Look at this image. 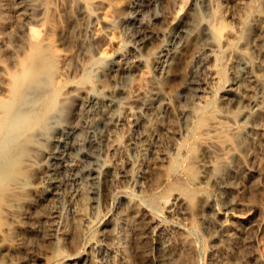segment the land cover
Returning <instances> with one entry per match:
<instances>
[{
	"label": "rangeland",
	"instance_id": "rangeland-1",
	"mask_svg": "<svg viewBox=\"0 0 264 264\" xmlns=\"http://www.w3.org/2000/svg\"><path fill=\"white\" fill-rule=\"evenodd\" d=\"M81 1L83 0H39L37 6L27 9L24 0H0V109L7 107L4 104L11 101L13 92L29 77L25 68L35 60L39 67L36 74L42 75L48 88L58 89L55 90L56 109L51 113L52 119H49L52 123H42L39 128L44 133L49 126V129L54 127V119H57L59 113L69 117L71 123L80 122L83 128L84 121L94 112L89 107L81 111L80 101H77L71 111L67 109L73 102V96L66 100L69 89L57 87L60 70L57 50L64 49L71 54V65H74L83 51L92 52L98 45L99 40H94V33L99 29H107L113 40L114 53L137 51L149 77L135 74L124 82L116 79L111 65V60L116 56L108 54L98 58L90 67L86 76L90 77L87 78L88 85L84 83L80 86L84 90L90 88L96 95L109 96L122 82L126 90L122 89L127 92L124 93L126 97L120 95L119 101L126 107L121 106L122 111L129 107L131 110L136 109L134 111L139 109L142 115L144 112L143 116H148L147 110L140 109V101L146 95L139 92V87L143 82L148 83L147 77L159 78L161 69L158 62L165 59V51L160 49L169 48L176 43L173 39L176 21L184 22L193 11L203 14L206 3L205 0H113L109 11L98 5L94 8L93 16H90L79 12ZM206 1L212 5L218 1L227 15L237 17L240 14V7L235 3L229 4L228 0ZM255 1L262 5L264 2ZM30 26L38 31L37 39H31L26 29L24 30V27ZM85 27L89 29L87 33L83 31ZM46 36L49 40L44 39ZM203 47L206 50L209 45L204 44ZM210 47L213 49L214 46ZM214 49L220 54L221 61L224 62L222 65L226 67L225 64L232 59L227 56L226 51L223 52L225 48L218 45ZM220 51L226 55L223 57ZM254 60L263 62L264 57L255 54ZM236 68L239 67L235 65V70ZM191 70L196 81L198 80L192 89L201 88L197 83L207 80L206 72L195 62L192 63ZM101 84L105 86L101 87ZM220 85L210 83L208 90H217ZM196 89L193 90L196 94H192L191 98L195 104L204 103L205 99H211L212 93L216 92L214 90L209 94L208 91L201 97L202 94L199 95ZM77 95H80L81 101L85 97L82 92ZM184 95V90L178 92L173 114L164 111L161 113L162 121L166 124L169 122L171 127L149 140L150 150L142 157L145 165L159 161L161 168L155 178L158 180L157 184L150 186L145 183L144 178L150 174L146 168L142 167L135 172V164L139 159L137 144L143 139L138 116L131 117L130 120H112L101 125L91 134L98 145L88 149L89 157L79 165L77 184L72 183L61 190L59 203H56L57 211L54 213L56 219H61L59 227H54L51 232L53 235L46 238L40 232L44 228L40 216L49 206L38 200L35 192L31 193L34 189L32 172L24 165L25 157L31 149L41 148L44 144L37 142L36 137H23L21 144L11 152L12 155L20 152L21 158L7 169L5 167L6 171L10 169L7 172L9 178L4 183L0 182V264H157L156 258L161 251L172 256L171 264H186L184 258H189L192 264H222L224 260L230 264H264V118L258 123L261 138L255 146V160L246 165L247 174L243 180L228 184L226 178H221L217 181L203 180L193 185L194 199L198 201L194 200L193 207L200 205L202 199H205L213 205L214 211L221 213L218 217L209 210L204 218L205 226H200L199 222L174 207L169 195V188L175 181L187 183L183 167L166 177V160L161 157L162 151H165L171 157L178 155L175 162L182 161L179 166L186 163L184 155L183 158L180 156L183 153L177 151L179 154H175L173 146L189 140L188 126H184L186 119L181 112L188 107ZM122 111L121 115L124 113ZM170 142L172 144L169 146ZM92 170L96 171L92 174H96L95 177L90 176ZM164 177L166 181L162 180ZM11 180L18 181L23 190H12ZM91 182L95 184V191L93 199L88 202L82 196H91L87 193ZM26 197L33 199L32 204L23 203L22 200ZM130 199L136 201L141 219L122 226L117 215ZM149 199L157 201L156 207L147 203ZM68 200L73 202V206H65ZM17 207L26 214L15 212ZM13 211L18 218L16 223L12 219ZM81 214L92 220L85 231L80 229ZM152 217L155 221L148 228L147 221ZM222 225L228 226L230 232L226 233ZM111 229L119 235L116 243L111 242L106 235ZM177 231L186 234L191 240L187 253H182L178 247L174 235Z\"/></svg>",
	"mask_w": 264,
	"mask_h": 264
},
{
	"label": "bare ground",
	"instance_id": "bare-ground-1",
	"mask_svg": "<svg viewBox=\"0 0 264 264\" xmlns=\"http://www.w3.org/2000/svg\"><path fill=\"white\" fill-rule=\"evenodd\" d=\"M228 1L229 4L235 3L240 7V14L237 17L227 15L222 6L217 3L218 1L212 5L205 0L203 14L193 11L188 14V19L184 22L176 21V29L173 35L176 43L170 45L169 48L160 49L165 51V53L163 52L165 59L158 62L161 69L159 78H148V71L144 69V63L139 59L137 51L114 53L113 40L107 29H99L94 33V40H99L98 45L92 52L83 51L82 56L75 60L74 65H71V54L64 49L57 50L59 52L56 54L60 61L57 87L69 89L66 92L68 96L66 100L73 96L71 98L73 102L71 106L69 104L70 108L67 109L71 111L77 101H80L79 108L81 111H84L85 107L93 108V115L84 121L85 127L83 128L80 126V122L71 123L69 117L59 113V116L53 114L58 116V121L56 118L54 119L56 123L53 128L49 129V126V131L46 128V133L39 129L42 123L47 124L52 119L51 113L55 112L53 110L55 99H57L55 94L57 93H55V88L52 90V87H47L48 84L43 82L42 75L36 74L39 67L35 60L26 66L25 69L29 77L24 82L22 81L19 86L17 84L18 87L16 86L17 89H14L13 98L4 104L7 107L0 109V182L2 183L9 178L7 172H10V169L6 171L7 167L21 158V156L19 157L20 152L16 151L19 153H17L18 155H12L11 152L13 149H17L23 137H36L37 142L45 145L41 148H32L24 161L25 167L31 169V177L34 181V189L31 193L35 192L36 198L49 206L40 216L44 226L40 231L43 237L52 236L51 232L54 227L58 229L61 219H56L54 213L57 211L56 203H59L61 190L72 183L77 184L79 165L85 158L89 157L87 156L88 149L96 148L98 145V142L94 140L96 138L92 137L91 134L95 128L101 125L108 124L112 120H130L131 117L138 116L141 121L143 139L137 144L139 159L135 164V172L140 171L142 167L146 168L150 174L144 178L145 183L150 186L157 184L158 180L155 178L159 174V168H161L159 161L145 165L142 157L150 150L149 140L171 127L168 125L169 122L166 124L162 121L161 113L164 111L170 115L173 114L176 96L181 90L185 91L184 100L186 104L188 103V107H185V110L181 112L186 119L185 124L187 125L184 124V126H188V131H186L189 132L187 134L189 140L186 139L185 142L176 143L177 145L173 146L175 154H179V151L183 153L180 156L183 158L184 155L186 163L184 166H179L182 161L180 163L175 162L178 155L174 157L172 154L173 157H171L165 151H162V155H160L166 160L164 161L167 168L166 177L183 167V172L188 181L187 183L175 181L169 188V195L173 200L174 207L192 220L199 222L200 226H205L204 218L209 210L215 216H221V213L218 210L214 211L213 205L205 199H202L200 205L198 204L199 207H197L198 205L193 207L196 199H194L193 185L199 181H217L221 178H226L228 184L240 179L243 180L247 174L246 165L255 160V146L261 138L258 123L264 118V61L257 62L254 60L255 54L264 57V2L263 5L261 3L260 5L255 0ZM38 2L39 0H24L27 9L37 6ZM112 4L113 0H83L80 11H78L93 16L96 6L99 5L109 11ZM25 29L31 39L38 38V31L34 27H24ZM83 31L87 33L88 27H85ZM44 39L49 40V37L46 36ZM204 44L209 45L206 50L203 47ZM218 45L224 47L223 52L226 51L227 56L232 59L231 61L227 57L230 62L225 64L226 67L222 65L224 63L221 61L222 57L214 49ZM210 46H214L213 49H210ZM108 54L116 56L111 60L113 77L116 79L119 78L120 81L124 82L130 80L135 74L148 76H146L147 81L149 80L148 83L143 82V85L139 87V92L145 94L146 98L143 97L144 100L140 101L141 108L137 107L147 110L148 116H143L144 112L142 115V111L139 112V109V111H134L136 109L131 110L129 107L122 111L123 108H126L119 101L120 95L125 96L124 93L126 92L123 90L125 87H123L122 82L116 88L114 87V91L109 96L96 95L90 91V88L84 90L80 86L88 83L90 77L88 76L87 79L86 76L90 67L97 62L98 58ZM226 54L221 52L223 57ZM40 61L43 60L40 59ZM194 62L204 69L207 80H200L201 82L197 83L198 87L201 88L194 87L192 89L198 81H196L191 70V65ZM234 64L239 68L235 70ZM85 72H87L86 75ZM210 83H213L214 86L215 84L221 85L217 90H211L212 92L216 91L212 93L211 99H205L204 103L195 104L196 102L191 100L192 94H196L193 90L197 88L196 92L199 95L201 93V97L203 93L208 91L210 94L211 91L208 90ZM104 86L105 84H101V87ZM80 92L85 94L82 101L80 95H77ZM215 103L217 104L214 105ZM121 111L124 112L122 115ZM78 119L80 120L81 117L79 116ZM50 123L48 124L50 125ZM171 144L170 142L169 146ZM171 148L173 149V147ZM23 149L22 147L21 150ZM95 172L92 170L90 176L96 175H92ZM63 173L65 178L61 176ZM166 177L162 180L166 181ZM13 180H11L12 184L10 183L12 190L16 192L19 188L22 189L23 186H20L18 181L13 182ZM94 191L95 184L91 182L87 191L88 195L91 194V196H84L83 194V200L90 202V199H93ZM145 199L147 198L145 197ZM149 200L147 203L150 206L153 207L157 204L156 200ZM22 201L32 204L33 199L26 197ZM196 202L198 203V201ZM82 204L84 203L82 202ZM65 206L71 207L73 202L68 200ZM15 209H17L15 212L21 215L26 214L18 207ZM11 215L13 221L18 222L14 211ZM80 217V229L85 231L91 225L92 220L84 214H81ZM117 218L121 220L122 226L141 219V214L136 208V201L134 199L128 200L122 210L118 212ZM154 221L153 217L147 221L148 228ZM228 226L222 227L226 233L230 232ZM106 235L114 243L119 239L118 233L112 229ZM174 235L181 252L187 253L191 245L190 238L178 231ZM171 258L172 256L161 251L156 258V263L171 264ZM184 262L192 264L189 258H184ZM222 264L230 263L224 260Z\"/></svg>",
	"mask_w": 264,
	"mask_h": 264
}]
</instances>
